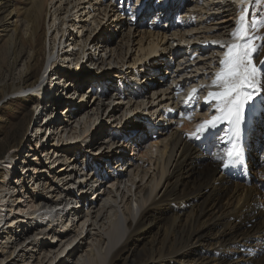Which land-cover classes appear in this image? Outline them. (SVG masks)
<instances>
[{
	"label": "bare ground",
	"instance_id": "6f19581e",
	"mask_svg": "<svg viewBox=\"0 0 264 264\" xmlns=\"http://www.w3.org/2000/svg\"><path fill=\"white\" fill-rule=\"evenodd\" d=\"M150 1L25 0L16 21L12 0H0V125L9 122L10 104L25 108L21 129L0 151V264L25 262L36 251L42 264L44 248L53 245L47 236L69 215L66 224L85 227L89 253L100 264H135L129 260L136 253L145 258L140 264H264L263 155L253 169L256 141L264 137V86L246 107L238 137L230 125L197 132L213 115L205 99L214 91L221 45L234 42L242 14L252 27L253 10H264V0ZM180 7L187 18L176 24ZM128 8L136 9L131 20ZM263 30L264 16L256 32ZM44 52L46 61H39ZM40 64L47 77L35 84ZM62 65L72 73H60ZM136 73L144 84L153 82L130 88ZM62 91L66 101L75 100L58 120L51 104L60 103ZM199 109L204 114L196 118ZM41 128L56 134L55 143L37 146ZM230 139L242 153L224 168L230 145L222 141ZM47 147L56 156L52 165L40 156ZM22 150L31 155L14 169ZM30 166L31 187L19 192ZM64 229L56 243L71 232ZM77 250L56 264H94L74 261Z\"/></svg>",
	"mask_w": 264,
	"mask_h": 264
},
{
	"label": "rangeland",
	"instance_id": "374dc122",
	"mask_svg": "<svg viewBox=\"0 0 264 264\" xmlns=\"http://www.w3.org/2000/svg\"><path fill=\"white\" fill-rule=\"evenodd\" d=\"M196 0H191V5H192V3L194 4V2H195ZM182 2H186V0H181V3ZM25 0H12V3H11V6H10V8L11 9H13V11H14V13H15V15H14V19L17 21V20H20V19H22L23 17H24V15H25V13H24V10H25ZM188 6V5H187ZM119 7V6H118ZM130 8H132V6L130 7ZM182 7H180V9H178V11L177 12H180L181 13V15L179 14V15H176L175 14V16H173V23L174 22H176V24L177 23H180L181 21H182V19L184 20V19H186L185 17H181V16H183V15H186L187 16V14L185 13L186 12V9L184 10H182L181 9ZM256 9L255 10H253V14H252V16H251V20H249V21H253V22H256L257 23V25L260 23V21H261V18L264 16V10H262V7H261V5L260 6H258V7H255ZM135 10L136 9H131L130 11H129V8H128V12L127 11H125V13L127 12L128 13V16L130 17H128V19H132L133 18V16H132V14H135L134 12H135ZM150 10V9H149ZM150 11H152V10H150ZM189 12H191V11H189ZM6 13L4 12L3 13V15H5ZM176 16H179V17H176ZM128 19H127V22L129 23V22H131L130 20L128 21ZM179 19V20H178ZM45 26V25H44ZM102 30V29H101ZM105 33H106V30H105V32L103 33V36H105ZM255 34L256 35H264V30L262 31V32H255ZM1 38H2V36H0V44H1ZM44 58V62L46 61V58H47V53L46 52H44V55H43V53L42 54H40L39 56H38V60L39 61H41L42 59ZM0 59H1V52H0ZM41 65V64H40ZM38 66V67H35V70L33 71V73H32V81L36 84L40 79V76L41 75H43V77L45 76V77H47L46 76V71H47V68H46V65L44 66ZM41 67V68H40ZM46 70V71H45ZM59 71H60V73H66L68 70L70 71L69 73H72V70L70 69V67H67V66H65V65H62V67L61 68H59L58 69ZM45 72V73H44ZM42 77V78H43ZM0 78L1 79H3L4 78V73L2 74V73H0ZM60 84H62V83H60ZM90 86V87H89ZM90 88H91V83L90 84H88V85H86V87L84 88V89H82V91L84 92L86 89H88V90H86V92H85V94H84V100H85V98L86 97H88L89 95H90V93H91V90H90ZM62 88H60V90H61ZM66 91V90H65ZM65 91H62L60 94H58L57 96H61L60 97V99H61V101H60V103L56 106V103L55 102H52L53 104H51V105H53L52 106V111L53 110H55L56 108H58L59 109V111H58V116L56 117V118H58V120H64V118L67 116V105H69V104H71L72 102H74V100L75 99H73L72 101H71V103L69 102V101H66L65 100V97H63V96H66V95H64L65 94ZM90 91V92H89ZM81 92V91H80ZM29 93V92H28ZM47 96V95H46ZM50 97H46L45 98V100L47 99H49ZM74 98H77V101H76V103L80 100V96L78 97V95H76ZM50 101V100H49ZM66 102V103H65ZM64 103V104H63ZM50 105V104H49ZM48 105V106H49ZM27 107H28V109H32L33 107L31 106V104H29V106L27 105ZM46 109H48L49 111H51L50 109H49V107H46ZM64 109V110H63ZM5 111H6V113H7V117H9V122L7 123V124H5V125H0V151H3V150H7L8 149V146L6 145V144H8L12 139H13V136L16 134V132H17V130L19 129H21V127H22V125L23 124H19V122H20V119L23 117V114H24V111H25V108H24V106L23 105H18V104H10L6 109H5ZM249 113H251V108H249ZM44 114L45 113H43V114H41V115H39V117H38V121H40V119H41V122H43L44 123ZM60 114H61V118L59 117L60 116ZM204 114V112H202L200 109L196 112L195 110H194V112H192V115H194L196 118H201V116ZM33 115L35 116V117H37L38 115H36L35 114V112H33ZM41 116V117H40ZM0 124H2V123H0ZM144 129H145V131H143V133H147V135L149 134L150 135V131L147 129V127H144ZM32 133V132H31ZM29 134V135H33V133L32 134ZM51 133V134H50ZM49 134L51 135L50 137H49ZM56 134L51 130V132H49L48 130H46V128H41V131L38 133V136H37V138H38V140H39V145H37V146H40L41 144H45L46 146H48L50 143H52V139H53V143H55V141L58 139V137L57 136H55ZM104 136H106V135H104ZM103 136V137H104ZM55 137V138H54ZM139 137V136H138ZM65 136L64 137H62V141L63 142H65ZM138 139V138H137ZM32 140H33V138H32ZM37 140V141H38ZM66 145V144H65ZM261 145V146H260ZM95 145H93V147L91 148V152L93 151V153H96V152H94V150L96 149V147L97 146H95ZM47 151L46 152H43V153H41V158L42 159H44L45 158V160H48L49 161V165H52L53 164V162L55 161V156L53 155V152H52V149H50L49 147H47ZM255 153H256V155H255V157L253 156V158H254V160H255V163H256V166L255 167H253V169L254 168H259L260 166H261V164H262V158H263V156H264V137L261 139V140H259V141H256V145H255ZM129 152H131V149H129V151H127V153H126V155L127 156H129L130 155V153ZM51 153H52V155H51ZM92 153V154H93ZM132 153V152H131ZM248 153H249V151L247 152V158H248ZM97 154V153H96ZM30 155L31 154H29L28 156L26 155V152L24 151V150H22L21 151V157H17V162L14 164L15 166H14V169L15 168H18V164H19V162L18 161H22V159L23 160H25V163L28 161V158L30 157ZM263 155V156H262ZM51 156V157H50ZM38 157H39V155L38 156H36V158L38 159ZM21 158V159H20ZM128 158V157H127ZM260 159V160H259ZM46 162V161H45ZM24 164H22L21 166H23ZM20 166V165H19ZM29 166V165H28ZM26 170H30L29 172H27V173H25V178L23 177V181L20 179V181H19V192H20V190H24V188H26V185L28 184V183H30V178H31V176H32V171H31V166L30 167H28V168H26ZM26 170H25V172H26ZM108 170H110V167L106 170V171H108ZM250 170V169H249ZM14 171V170H13ZM89 171V170H88ZM105 171V170H104ZM105 171V172H106ZM251 171V170H250ZM15 175H16V173H14ZM17 174H19V171H17ZM13 178H14V175H13V177L11 178V182H12V180H13ZM9 183H10V180H9ZM14 184V183H13ZM28 186V185H27ZM20 187L22 188V189H20ZM29 187H31V183L29 184ZM9 191V190H8ZM10 192V191H9ZM9 192H6L5 194H6V197H7V195H9ZM20 194V193H19ZM12 197H15L16 198V193L12 196ZM27 201H28V199H27ZM70 214H72V212L70 213ZM11 217H13V216H11ZM10 217V218H11ZM69 217H71V215H69L68 216V218H67V221H65L66 220V218H64L60 223H58V225L57 226H55V228H54V232L52 231L51 233H49V235L47 236V238H46V240L49 242V244L50 243H52L53 242V245H52V247L51 248H47V247H45L44 248V250H46V252L48 253V257H46L44 260H42L43 262H41L42 264H56V262L57 261H60L64 256H66L69 252H72V251H74V250H76V249H78L75 253V256L73 257V259H74V261H76V260H78V259H82V258H85V259H87V260H89V261H94L93 263L94 264H100V261H102V260H100L99 258H98V256H94V254L93 255H91V253H89V249H91L92 248V246L91 245H89V243H90V238H88V236L86 237L84 234H85V227L83 226L82 227V225H80L79 223L77 224V227H75L76 225H75V223H76V221H75V223L73 224V226H71V225H69L68 226V219H69ZM65 221V222H64ZM66 223H68V224H66ZM65 225V226H64ZM66 225H67V227H66ZM64 227L67 229V231H71L70 233H69V235H68V237L66 238V239H64V240H62L61 242H57L56 243V241H58L59 239H60V237H59V235L60 234H63L65 231H63V230H65L64 229ZM81 228V229H80ZM79 234L77 237L75 236V234ZM71 237V238H70ZM69 238V239H68ZM67 240V241H66ZM82 241V242H81ZM82 243V245L80 246V244L79 243ZM1 246H2V244H1ZM90 246H91V248H90ZM138 249V248H137ZM103 250V246L102 245H100V249H99V251H102ZM36 254H35V256L32 258V259H27V260H25V262H23L24 260H20L17 264H27L28 263V261H30V263L29 264H38V261H40V259H41V257L37 254L38 253V251H36L35 252ZM89 254V255H88ZM80 256H82V257H80ZM85 256V257H84ZM90 256V257H89ZM97 257V258H96ZM93 259V260H92ZM144 257H142V256H139L137 253L135 254V255H133L131 258H130V260L129 261H135V264H140V263H142V261H144ZM37 261V262H36ZM140 262V263H139Z\"/></svg>",
	"mask_w": 264,
	"mask_h": 264
},
{
	"label": "snow or ice",
	"instance_id": "6c2138e0",
	"mask_svg": "<svg viewBox=\"0 0 264 264\" xmlns=\"http://www.w3.org/2000/svg\"><path fill=\"white\" fill-rule=\"evenodd\" d=\"M247 17H239V25L231 33L233 43L221 45L225 48L223 59L219 61V71L214 74L211 87L205 102L213 105L210 120L202 122L197 132L203 135L220 125H230L235 136H239L245 120L246 107L251 104L264 86V35H256V22L250 28L245 21ZM197 89H193L194 98ZM198 138V137H197ZM228 146L221 157L223 167L234 165L242 153V149L234 140H224Z\"/></svg>",
	"mask_w": 264,
	"mask_h": 264
}]
</instances>
